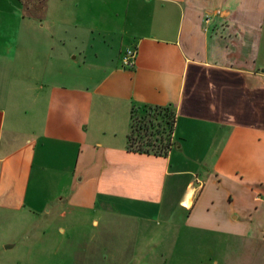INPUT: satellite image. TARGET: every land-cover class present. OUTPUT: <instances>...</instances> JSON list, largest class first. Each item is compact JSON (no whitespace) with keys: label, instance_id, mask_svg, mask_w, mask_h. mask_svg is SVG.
<instances>
[{"label":"crops","instance_id":"obj_1","mask_svg":"<svg viewBox=\"0 0 264 264\" xmlns=\"http://www.w3.org/2000/svg\"><path fill=\"white\" fill-rule=\"evenodd\" d=\"M44 2L0 0V219L35 224L34 195L61 176L69 194L92 186L91 210L264 245V0ZM136 107L173 111L165 157L126 150Z\"/></svg>","mask_w":264,"mask_h":264},{"label":"rangeland","instance_id":"obj_2","mask_svg":"<svg viewBox=\"0 0 264 264\" xmlns=\"http://www.w3.org/2000/svg\"><path fill=\"white\" fill-rule=\"evenodd\" d=\"M16 1L24 9L34 4L43 8L45 4L44 0ZM65 3L72 11L70 23L86 24V19L76 15L73 2ZM116 49L115 45L112 51ZM145 113L148 111L142 107L135 111L134 116L140 119L138 125L146 120L157 122ZM158 137L153 134L148 139ZM171 142L169 151L175 145L173 135ZM61 179L49 178L34 195L39 212L34 225L23 224L25 221L16 214L0 219V264H264L263 244L233 238L219 226L203 231L184 224L178 216L165 222L163 218L129 217L123 207L110 208L108 212L91 210L86 205L92 186L69 194V185L62 184ZM67 195L74 197L73 202L62 201L59 205L57 199ZM217 203L222 204L220 199ZM60 212L65 213L63 219Z\"/></svg>","mask_w":264,"mask_h":264},{"label":"trees","instance_id":"obj_3","mask_svg":"<svg viewBox=\"0 0 264 264\" xmlns=\"http://www.w3.org/2000/svg\"><path fill=\"white\" fill-rule=\"evenodd\" d=\"M137 108L139 107L131 108L129 112V131L126 136V150L165 157L172 146L171 137L175 123L173 111L169 107H142L150 113L145 114L152 119H157V122L153 124L150 120H146L143 124L138 125L140 119L138 120L134 116ZM141 120H144V118ZM154 127L155 130L152 131L151 129ZM153 134H158L159 137L150 141L148 137ZM143 137H146V139L143 140Z\"/></svg>","mask_w":264,"mask_h":264},{"label":"built area","instance_id":"obj_4","mask_svg":"<svg viewBox=\"0 0 264 264\" xmlns=\"http://www.w3.org/2000/svg\"><path fill=\"white\" fill-rule=\"evenodd\" d=\"M135 50L127 48L120 57V66L124 69H131L134 63Z\"/></svg>","mask_w":264,"mask_h":264},{"label":"water","instance_id":"obj_5","mask_svg":"<svg viewBox=\"0 0 264 264\" xmlns=\"http://www.w3.org/2000/svg\"><path fill=\"white\" fill-rule=\"evenodd\" d=\"M9 248H11V246H5V249H9Z\"/></svg>","mask_w":264,"mask_h":264}]
</instances>
